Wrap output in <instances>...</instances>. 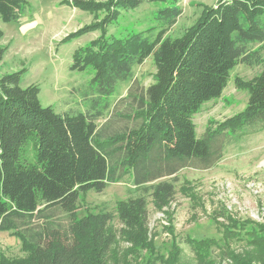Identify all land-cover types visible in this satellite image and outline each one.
Instances as JSON below:
<instances>
[{
    "label": "trees",
    "instance_id": "1",
    "mask_svg": "<svg viewBox=\"0 0 264 264\" xmlns=\"http://www.w3.org/2000/svg\"><path fill=\"white\" fill-rule=\"evenodd\" d=\"M144 1L165 4L155 16L160 30L154 38L148 32L155 26L122 38L108 36L109 26L123 9L136 8ZM180 2L71 0L74 7L105 13L68 36L101 31L75 52L71 66L72 70L94 71L91 82L99 96L113 95L134 66L153 55L155 81L139 96L130 94L136 103V107L131 105L133 117L141 120L137 127L105 138L96 123L100 113H58L42 105L39 85L22 87L24 71L1 75L0 68V230L19 228L23 219L55 209L72 218L64 229L48 225L32 238L22 234L27 255L1 256L0 264H109L116 242V234L108 228L111 218L107 213H93L74 219L82 193L101 192L128 171L137 185H147L185 167L209 168L221 158L224 131L264 124V68L239 83L249 93L243 112L203 137L198 136L194 120L204 103L222 95L237 65L261 60L250 45L264 42V0H217L181 36H165L182 14ZM27 5V0H0V21H18ZM3 35L0 29V39ZM6 50L0 45V64ZM151 189L158 209L169 206L176 194L169 181L152 184ZM118 213L119 234L135 247L147 243L146 198L122 202ZM257 229L248 231L247 241L264 249V232L257 233ZM227 230V237L240 233L235 226ZM212 243L202 239L191 245L202 258L204 247Z\"/></svg>",
    "mask_w": 264,
    "mask_h": 264
},
{
    "label": "rangeland",
    "instance_id": "2",
    "mask_svg": "<svg viewBox=\"0 0 264 264\" xmlns=\"http://www.w3.org/2000/svg\"><path fill=\"white\" fill-rule=\"evenodd\" d=\"M27 1L18 21H0L4 32L0 45L7 49L0 64L1 75L24 71L22 87L39 85L42 105L52 106L58 113H100L96 123L105 138L139 126L141 120L133 117L131 105L136 107V103L130 94L139 96L155 81L153 55L134 66L130 77L118 84L113 95L99 96L91 82L94 71L72 70L71 66L75 52L99 37L101 31L68 36L102 19L105 13L74 7L71 0ZM216 2L181 0L182 14L165 36H181L205 8ZM164 6L144 1L136 8L123 9L109 26L108 36L122 38L155 26L152 33L148 32L154 38L160 30L155 16ZM250 46L261 60L237 65L222 95L202 105L194 119L199 137L216 131L223 122L245 110L249 93L239 83L251 80L264 68V42ZM222 135L221 158L209 168L185 167L147 185H137L128 171L122 180L109 182L103 191L90 190L80 195L74 219L93 213H107L111 218L108 228L116 234V242L109 253V264H235L232 258L240 264H264L263 247L256 248L247 241L252 228L262 230L257 229V233L264 232V124L228 129ZM159 181L173 182L176 189L173 201L162 209L156 208L151 189ZM139 196L147 200L149 238L144 245L135 247L118 232L122 226L118 208L122 202ZM71 220L70 215L55 209L23 219L19 228L1 229L0 257L26 256L22 234L32 238L48 225L64 229ZM232 226L240 233L227 237V228ZM202 239L214 244L204 247L200 258L191 244Z\"/></svg>",
    "mask_w": 264,
    "mask_h": 264
}]
</instances>
